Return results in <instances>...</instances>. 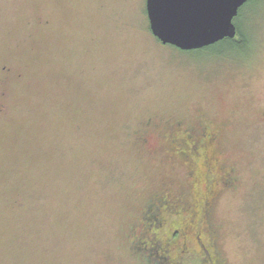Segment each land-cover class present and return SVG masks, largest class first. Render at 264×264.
<instances>
[{"label":"rangeland","instance_id":"1","mask_svg":"<svg viewBox=\"0 0 264 264\" xmlns=\"http://www.w3.org/2000/svg\"><path fill=\"white\" fill-rule=\"evenodd\" d=\"M146 1L0 0V264H155L152 200L170 257L201 264L210 181L213 264H264V0L242 44L194 50L153 35ZM186 130L217 137L211 174Z\"/></svg>","mask_w":264,"mask_h":264},{"label":"water","instance_id":"2","mask_svg":"<svg viewBox=\"0 0 264 264\" xmlns=\"http://www.w3.org/2000/svg\"><path fill=\"white\" fill-rule=\"evenodd\" d=\"M249 0H171L169 10L182 12L210 21V23L184 36L162 35L152 23V0L146 1L149 26L153 35L163 44L181 50H194L212 45L224 38H234L237 27L234 19L240 8Z\"/></svg>","mask_w":264,"mask_h":264},{"label":"flooded vegetation","instance_id":"3","mask_svg":"<svg viewBox=\"0 0 264 264\" xmlns=\"http://www.w3.org/2000/svg\"><path fill=\"white\" fill-rule=\"evenodd\" d=\"M185 136H186V142H187L185 144L189 148L188 150L190 151V153L195 158H198V159L202 158L206 172L208 174H211L212 169H213L212 167L213 162H211L212 156L210 154V150H211L212 145L216 142L217 137L214 134L208 132V130L207 131L202 130L201 133H199V137H197L195 133H190L188 132V130H186ZM224 179H225V183L227 184L232 183L234 181V177L231 176L230 174L225 176ZM213 186H214V183L212 182L209 183V185H206V196L201 205V209H200L201 211L203 210V208H206L208 206V203H209L208 199L210 197V196L208 197V193L210 195L211 191L213 190L211 189ZM155 220H158V218H156ZM160 224L161 223H158L157 225H155V222H154L153 227L147 232L146 236H142L141 240L136 241V247L143 249L148 258L151 255V252H155L157 254V257L159 259H162L161 261L166 260L168 264H177L176 260L170 257L172 254V244L170 243V241L165 240L164 238L160 237L157 231H154L155 228L158 229ZM201 226L202 225H199L197 227V231L195 233V237H196L195 243L198 245L199 251H202L203 253L204 252L203 250H209V249H207L205 244L201 241V228H200ZM181 232L182 230L180 229L175 230L173 232V235L174 237H177V236L179 237L181 235H184L185 244L182 250L184 253L190 252V247H188L187 245L188 243L187 236L184 232L183 234ZM144 252H143V255H144ZM203 254L201 255V264H210L208 261L205 262L206 259L204 258ZM209 255L211 257L210 252H209ZM152 259H155V257L152 256Z\"/></svg>","mask_w":264,"mask_h":264},{"label":"snow or ice","instance_id":"4","mask_svg":"<svg viewBox=\"0 0 264 264\" xmlns=\"http://www.w3.org/2000/svg\"><path fill=\"white\" fill-rule=\"evenodd\" d=\"M171 0H152L153 26L166 36H184L210 23V21L192 15L169 10Z\"/></svg>","mask_w":264,"mask_h":264},{"label":"trees","instance_id":"5","mask_svg":"<svg viewBox=\"0 0 264 264\" xmlns=\"http://www.w3.org/2000/svg\"><path fill=\"white\" fill-rule=\"evenodd\" d=\"M236 27H237V30H238L236 36L239 35L240 36L239 39H235L236 38V36H235L234 38L227 37V38H224L223 40H227V41H229V43H231L233 45H240V44H242V42H243L242 40L244 39V37H243L242 31L239 29L237 24H236ZM206 47H208V46H206ZM182 145H183V143H182ZM211 182L212 181H210L209 183H211ZM200 212H201V219H200V223L201 224L200 225H202V222L204 221V219H206V215L208 213V206L206 208H203L202 211L200 210ZM160 213H161V204L159 203V201H157V200L150 201L148 206L146 207V210H145L144 216H143V219L145 221V225L148 228V230H150L153 227V223L154 222H155V225L160 223V220H159ZM177 213H178V211H177ZM156 218H158V220H155ZM138 250H139V254L142 255L144 250L140 249V248H138ZM209 252H210L209 250H204L203 256L206 259L205 262L208 261L210 264H213V261H212V258L209 255ZM154 253L155 252H151V255L154 254ZM144 255L146 256V259H148V261H151L152 256L150 254H149L150 255L149 258L147 257L145 252H144ZM160 261H161V259H160ZM160 261L159 260H155V264H162L161 263L162 261L161 262Z\"/></svg>","mask_w":264,"mask_h":264}]
</instances>
